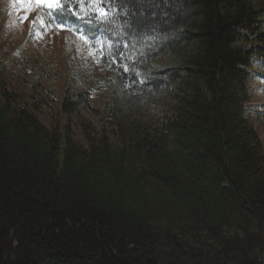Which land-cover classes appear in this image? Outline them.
<instances>
[{
    "label": "trees",
    "instance_id": "16d2710c",
    "mask_svg": "<svg viewBox=\"0 0 264 264\" xmlns=\"http://www.w3.org/2000/svg\"><path fill=\"white\" fill-rule=\"evenodd\" d=\"M57 2L45 21L85 38L109 102L65 83V116L102 113L82 146L3 80L0 264H264V145L247 110L264 0Z\"/></svg>",
    "mask_w": 264,
    "mask_h": 264
},
{
    "label": "rangeland",
    "instance_id": "374dc122",
    "mask_svg": "<svg viewBox=\"0 0 264 264\" xmlns=\"http://www.w3.org/2000/svg\"><path fill=\"white\" fill-rule=\"evenodd\" d=\"M56 7V0H0V88L5 89L6 80V89L23 95L40 122L49 129L69 127L74 141L85 146L88 132L83 128L101 131L102 113L82 108V126L76 116H65V83L75 86L73 93L87 91L89 106L101 110L109 102L104 85L109 72L99 66L81 34L46 23L44 14ZM250 94L248 114L264 145V68L259 60L251 69ZM102 132L112 139L108 130Z\"/></svg>",
    "mask_w": 264,
    "mask_h": 264
}]
</instances>
